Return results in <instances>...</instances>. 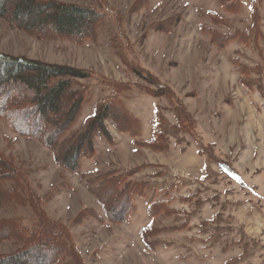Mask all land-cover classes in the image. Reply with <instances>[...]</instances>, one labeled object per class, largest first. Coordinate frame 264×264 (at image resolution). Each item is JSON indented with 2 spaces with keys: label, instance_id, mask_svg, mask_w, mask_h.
I'll use <instances>...</instances> for the list:
<instances>
[{
  "label": "rangeland",
  "instance_id": "1",
  "mask_svg": "<svg viewBox=\"0 0 264 264\" xmlns=\"http://www.w3.org/2000/svg\"><path fill=\"white\" fill-rule=\"evenodd\" d=\"M40 1L103 13L97 38H40L0 18V54L94 74L79 80L90 100L71 133L82 130L97 101L111 95L103 82L136 85L122 99L143 131L132 138L108 124L114 142L96 137L97 151L82 162L85 175L77 176L55 164L53 150L0 119V155L22 172L24 186L20 201L0 205V255L15 254L25 244L10 239L9 222L30 229L38 221L35 211H42L43 228L69 232L74 249L60 264H73L72 254L76 264H264V0H257L256 14L250 10L253 0H241L239 12L217 0ZM208 12L226 25H215ZM205 28L220 35L229 29L250 32L251 39L217 48ZM123 52L131 67L138 61L173 98L145 95L141 88L155 89V81L130 73L128 60L119 56ZM179 102L196 136L175 129ZM157 112L164 117L161 127ZM157 130L169 135L164 152L146 145ZM110 171L144 190L134 196L127 223L95 221L90 213L105 216L86 182Z\"/></svg>",
  "mask_w": 264,
  "mask_h": 264
},
{
  "label": "trees",
  "instance_id": "2",
  "mask_svg": "<svg viewBox=\"0 0 264 264\" xmlns=\"http://www.w3.org/2000/svg\"><path fill=\"white\" fill-rule=\"evenodd\" d=\"M217 1L227 11L239 12L242 8L241 0ZM256 2L257 0H253L251 3V13L256 14ZM208 15L215 25H226L217 13L208 12ZM0 18L7 19L17 29L36 33L40 38L67 39L73 43H83L97 38L103 13L90 7L56 1L0 0ZM256 21L258 15L257 19L253 17V22ZM153 29L168 32L171 27ZM204 30L210 34L211 42L217 48H223L233 40L248 43L251 39L250 32L242 33L229 29L226 35H220L212 28ZM119 56L126 57L124 52ZM126 59L128 62L125 63L127 66L125 67L130 73L135 75L141 73L142 78L150 81L153 78L155 81V89L141 88L145 95L155 98L168 93L166 96L173 98L170 88L167 89L164 83H160V80L143 68L138 61L134 60L136 64L134 68L131 67L133 64L131 59L129 57ZM93 76L94 74L68 66L0 54V119L5 120L16 133L32 137L44 148L53 150L55 164L64 171L84 176L82 162L95 155L97 151L95 138L100 137L108 144L114 142L108 124H112L119 134L132 138L139 137L143 131L140 120L128 110L122 99L124 92L134 90L133 86L136 85L103 82L104 86L111 89V95L97 101L92 116L87 119L82 130L71 133L83 114L84 105L90 100L88 89L82 86L79 80ZM177 108L178 124L175 129L196 136L195 127L183 104L179 102ZM31 118H35L36 121H31ZM155 118L159 127L164 125V117L159 112ZM30 121L32 123H29ZM167 139L169 135L157 130L153 132L152 140L146 145L152 151L164 152L169 147ZM100 175L97 180L88 179L86 182V186L97 197L105 213L103 216L97 210H91L93 220L127 223L131 214L135 212L134 196H141L144 193L143 188L129 186L123 176L115 171ZM106 176L109 179H105ZM22 188H24L22 172L9 165L0 155V205L20 201L23 197ZM28 201L30 204V198ZM31 204H35V199ZM156 204L159 203L155 202L149 206L148 212L151 217L156 212ZM35 214L38 221L29 226L30 229L28 225L9 222V225L14 226L10 239L23 241L25 244L15 254L0 255V264H60L59 259L62 256L71 255L74 248L69 232L67 233L64 228L52 231L53 225L51 228H43L39 218L43 215L42 211H35ZM61 240L65 243L63 244ZM71 257L74 260L73 264H76L79 258L74 254Z\"/></svg>",
  "mask_w": 264,
  "mask_h": 264
}]
</instances>
